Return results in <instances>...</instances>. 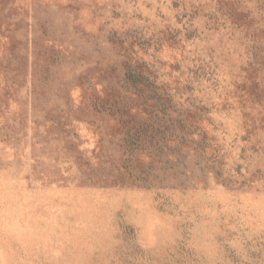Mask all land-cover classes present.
Here are the masks:
<instances>
[{
    "label": "rangeland",
    "instance_id": "374dc122",
    "mask_svg": "<svg viewBox=\"0 0 264 264\" xmlns=\"http://www.w3.org/2000/svg\"><path fill=\"white\" fill-rule=\"evenodd\" d=\"M0 264H264V0H0Z\"/></svg>",
    "mask_w": 264,
    "mask_h": 264
}]
</instances>
